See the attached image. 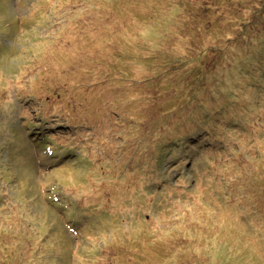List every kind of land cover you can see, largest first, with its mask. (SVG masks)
<instances>
[{"label": "rangeland", "instance_id": "1", "mask_svg": "<svg viewBox=\"0 0 264 264\" xmlns=\"http://www.w3.org/2000/svg\"><path fill=\"white\" fill-rule=\"evenodd\" d=\"M174 17L209 69L165 71ZM49 139L48 157L70 142L94 165L43 166ZM12 151L29 199L0 182L17 213L0 230L25 240L22 256L0 241V264H264V217L242 216L252 181L264 211V0H0V161Z\"/></svg>", "mask_w": 264, "mask_h": 264}, {"label": "trees", "instance_id": "2", "mask_svg": "<svg viewBox=\"0 0 264 264\" xmlns=\"http://www.w3.org/2000/svg\"><path fill=\"white\" fill-rule=\"evenodd\" d=\"M170 1V0H169ZM210 9V8H213L212 6H211V4H205L204 6H203V9ZM178 9H179V7H178ZM183 10L182 11H184L185 12V9H187V11H188V16H189V14H190V10H191V7H190V5H186V6H183V8H182ZM199 9H201L200 7H199ZM207 12V11H206ZM163 14H164V12H162L160 9H156L155 10V13H154V15H158V16H160V17H163ZM216 22H218L219 23V19L218 20H216V21H214L213 22V24H215ZM181 24H182V22L181 21H179L178 19H176L175 17H174V20H173V23H172V26L170 27V30L168 29V31L169 32H165V31H163L162 30V32L166 35V38H164V39H169V40H171V41H173V42H176V47L178 46V47H180V49H178V55L175 57V56H171V57H168V52H166V51H164V52H166V55L167 56H164V58H162V59H167V60H170V63H171V67H166V68H164L165 69V71L166 70H169V71H173V72H175V71H178V68H183V67H181V66H178L179 65V63L181 62V64L182 63H184L185 62V64H189V63H192V62H194V63H196V65L198 66V67H200L201 69H209L210 67H211V65H212V62H214L215 61V59L211 62V60L209 61L208 60V58H204V55H203V53H202V51L201 50H196V49H194L193 47V49H191V48H189L190 50L189 51H187V50H185V48H186V44L182 41V39L179 37L180 36V26H181ZM220 25V24H219ZM218 29V28H217ZM216 31V28L214 29V31L213 32H215ZM169 33H171V34H173L172 36L170 35L169 37H168V34ZM262 45H263V43H262ZM210 50H212V51H215L216 49L214 48V47H211L210 48ZM258 52V51H257ZM257 52H255V53H257ZM206 63H208V64H210L209 66H205V64ZM248 66V69H247V71H244V69H245V67H242V72H241V69H238V71L237 72H239L240 74H241V76H243L244 74H246L247 72H250V71H252L253 72V70H252V68L249 66V64L247 65ZM230 68H228V66L227 67H225V68H223V71H226V72H229L228 70H229ZM208 74H214V73H216V72H218V70L216 71V70H214L213 72L212 71H206ZM236 72L234 71V72H232V74H235ZM193 75V72H189V73H187V74H183V73H181L180 72V78H184V77H188V76H192ZM253 76V75H252ZM252 78V77H251ZM65 79V78H64ZM226 79H230L231 81L227 84V85H229L230 83H232V92H234V94L236 95V96H238V88L237 87H235V86H233V83L235 82V81H232V78L231 77H227ZM68 81H70L71 82V80L70 79H67ZM29 84H32L31 82L30 83H28L27 85H22V87L19 89V90H26L28 87H29ZM237 98V97H236ZM64 100H65V98H64ZM52 110H55L54 108H52ZM221 110H223V109H221ZM234 120H237V118H235ZM32 121V123H29V124H27V125H33L34 124V121L33 120H31ZM233 121V120H232ZM78 123H81V121H78ZM80 125V124H79ZM25 131V130H24ZM26 132V134L28 133L27 131H25ZM193 136V135H192ZM49 137H48V134L47 135H45L44 136V138H43V144L40 146V149H43L42 147L45 145V142L47 141V139H48ZM50 141H51V139H49L48 140V142H47V145H48V156L49 155H51L50 153L51 152H53L52 151V147H51V143H50ZM61 146L62 147H60L61 148V151L62 152H69V151H75V155H73V156H71V157H68V158H66L65 159V156L63 157V158H61V159H53L52 160V162H50L49 164H44L43 166H48V168L51 170H54L53 168H56V167H60V168H58V170H59V172L60 173H64V175H66L65 174V168L68 166V165H70V166H74V168L76 169H78V167H79V165H83L84 166V168H83V171H86V174H87V170H89V166H93L94 165V163H95V161L96 160H94L93 161V159H89L88 157H87V154L88 153H90V151L91 150H89V149H87L85 146L84 147H82L81 145H78V144H73L72 145V143H66V142H63L62 144H61ZM51 151V152H50ZM53 156V155H52ZM60 156H56V158H59ZM49 159H52V157H49ZM22 160H19L18 159V157H17V155H16V152L15 151H12V153H10L9 154V156H8V159L7 160H2V161H0V182H2V183H5V182H7V181H9V183H8V186H12V187H14L13 188V190H14V192H17V194H16V197L17 198H19L18 199V203H16V205L17 204H19V202L20 203H24V202H21L24 198L21 196V194L22 195H24V196H26V198L27 199H29L28 198V192L26 193V192H24V190L25 189H21L20 188V184L17 182V180H16V178H17V173H16V171H15V166L17 165V164H19L20 162H21ZM51 161V160H50ZM56 161H58V163L56 162ZM55 171V170H54ZM135 171V170H134ZM136 177V181L139 183V184H142L143 182H144V180H145V178L144 177H141V176H138V173H137V175L135 176ZM56 179L57 178H55L54 179V182L56 183ZM86 179V178H85ZM252 181V180H251ZM63 182H65V181H63ZM59 185V184H58ZM248 185L250 186V187H248V189L244 192L245 194V198H246V200H247V202H248V204L250 205V208L248 209H246L245 208V212L243 213L242 212V216L243 215H245L246 213H249V216H251V217H257V220H261V219H263V217H264V211H262V207L260 206V204L259 203H257L256 201H255V198H256V196L258 195V193L255 191L256 189H259V188H252V186H253V181H252V183H251V185L248 183ZM71 193L73 194V193H75L74 192V190L72 189V191H71ZM93 194V193H92ZM91 193H87V194H85V195H83V196H85V199L87 200V207H86V209L88 210V211H90V212H92V211H94V210H100V211H102V209H103V204L101 203V202H98V199H97V195H92ZM217 194V200L219 201V202H221V203H223L222 205L223 206H227L228 205V203L230 202V199H229V197H220V195L218 194V193H216ZM241 194H242V191H241ZM240 194V195H241ZM19 195V196H18ZM240 195H238V196H240ZM22 197V198H21ZM8 198V197H7ZM50 199L52 198V197H49ZM83 198V197H82ZM236 198H238V197H236ZM235 198V199H236ZM31 199V198H30ZM1 200H3V203L2 202H0V216L1 215H4L3 217L4 218H1L0 217V226L2 225V224H9L10 222L13 224L14 223V221H16V220H13L12 219V216L13 215H17V213H16V211H14V210H11L10 208L11 207H15L16 205H13V204H10V206L9 207H7V206H5V203H4V201H6V197H1L0 196V201ZM214 201V200H213ZM224 202H227L226 204H224ZM60 204L61 205H63L64 203H63V200H60V202H59V206H60ZM66 205L68 204V203H65ZM205 204L207 205V207H208V209L210 210L211 208H210V206L208 205L209 203H207L206 201H205ZM74 205H79L80 206V204L79 203H74V204H72V206H74ZM228 206H233V204L232 203H230ZM61 207V206H60ZM12 208V209H13ZM9 209H10V211H9ZM104 222V221H103ZM90 224H92V225H96V224H98V221H96V222H90ZM100 224V223H99ZM13 229H16L15 228V226H13ZM1 231V233H2V236H1V233H0V241H3V242H5V243H7V246L9 245L10 246V248H11V251H13V252H17L19 255H21V252H22V242H23V240H25V238L24 237H20V236H18V234H11L9 237H14V238H16V240L15 241H13L12 239H10V240H8L7 239V236H8V234H9V231H10V228H8V231H7V233H6V231L5 230H0ZM19 231V230H18ZM3 237V238H2ZM112 237H113V235H111V237L108 239V241L110 242V244L114 247V245L112 244V241H111V239H112ZM177 237H178V235H177ZM184 237H182V239H183ZM14 242V243H13ZM121 248H122V246H120ZM172 249H174V250H176V248H172ZM172 249H170V251H168V252H172L173 250ZM187 255V253H186V251H185V254L183 255V256H186ZM22 256V255H21ZM24 259H25V257H23ZM198 257L196 256V258H195V260L197 259ZM194 260V261H195ZM194 261L192 262V264H196V262L194 263ZM19 264V263H18ZM21 264H24L23 262L21 263Z\"/></svg>", "mask_w": 264, "mask_h": 264}, {"label": "bare ground", "instance_id": "3", "mask_svg": "<svg viewBox=\"0 0 264 264\" xmlns=\"http://www.w3.org/2000/svg\"><path fill=\"white\" fill-rule=\"evenodd\" d=\"M41 154H42V153H41ZM43 155H45V157L47 156V161H48V159H49L48 154H46V152H45V153L43 152ZM64 155H66V156H65V159H66V158H68V157H71V156L75 155V151H74V150H73V151L71 150V151H69L67 154H64ZM50 160H51V161H50ZM52 160H53V159H49V163L52 162ZM56 162L58 163V161H56ZM92 195H93V194H92ZM47 198H49L48 195H47ZM48 201H49V203H51V200H50V199H48ZM103 221H104V220H102V219H98V222H99V223H102ZM69 230H70V229H69ZM77 233H78V230L76 229V231H75L74 234H77ZM70 261H71V259H70Z\"/></svg>", "mask_w": 264, "mask_h": 264}]
</instances>
